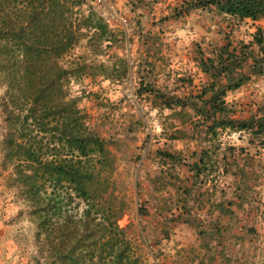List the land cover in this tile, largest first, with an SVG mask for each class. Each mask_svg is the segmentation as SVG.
<instances>
[{
	"label": "rangeland",
	"instance_id": "1",
	"mask_svg": "<svg viewBox=\"0 0 264 264\" xmlns=\"http://www.w3.org/2000/svg\"><path fill=\"white\" fill-rule=\"evenodd\" d=\"M185 1L86 0L110 40L86 37L66 57L84 66L69 97L106 144L107 196L141 264H264V131L238 128L264 116V18L185 11ZM6 91L0 79V264H45L68 250L37 237L3 170ZM224 119L232 125H215Z\"/></svg>",
	"mask_w": 264,
	"mask_h": 264
},
{
	"label": "trees",
	"instance_id": "2",
	"mask_svg": "<svg viewBox=\"0 0 264 264\" xmlns=\"http://www.w3.org/2000/svg\"><path fill=\"white\" fill-rule=\"evenodd\" d=\"M185 3V11L214 8L240 19L264 18V0ZM84 5L86 0H0V79L7 84L1 102L6 124L2 166L12 169V185L36 224L37 237L44 234L53 249L68 250L49 253L45 264H141L118 224L122 209L115 210L107 196L114 187V167L106 144L68 93L70 77L84 66L66 57L86 37L110 40L103 18ZM260 60L264 64V50ZM200 65L203 69L201 60ZM247 80L224 87L211 103L223 104L225 90ZM232 122L214 123L226 128ZM238 128L259 134L264 116L239 121Z\"/></svg>",
	"mask_w": 264,
	"mask_h": 264
}]
</instances>
